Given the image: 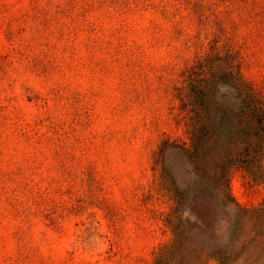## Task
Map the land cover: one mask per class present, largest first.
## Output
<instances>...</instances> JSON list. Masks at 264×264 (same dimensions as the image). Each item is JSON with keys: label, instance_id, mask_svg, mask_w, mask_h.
I'll return each instance as SVG.
<instances>
[{"label": "rangeland", "instance_id": "rangeland-1", "mask_svg": "<svg viewBox=\"0 0 264 264\" xmlns=\"http://www.w3.org/2000/svg\"><path fill=\"white\" fill-rule=\"evenodd\" d=\"M85 1L0 0V264H151L179 221L188 89L204 74L187 50L196 31L178 33L159 0ZM225 3L205 11L226 16ZM251 46L242 72L264 81V39ZM239 143L230 168H211H229V193L249 209L220 255L264 264V144L248 162ZM214 209L204 222L220 225L228 213Z\"/></svg>", "mask_w": 264, "mask_h": 264}, {"label": "trees", "instance_id": "trees-1", "mask_svg": "<svg viewBox=\"0 0 264 264\" xmlns=\"http://www.w3.org/2000/svg\"><path fill=\"white\" fill-rule=\"evenodd\" d=\"M107 1L112 0H86L85 4L100 7ZM207 1L159 0L155 5L161 14L179 17L175 23L178 33L184 32L185 26L194 27L195 35L186 34L187 50H193V62L203 66L204 74L188 89L194 113L188 123L191 143L182 151L192 163L193 176L186 187L178 188L174 199V209L180 214L172 227L173 238L160 246L151 264H206L211 258L224 263L220 254L235 242L243 215L249 211L229 193V160L241 152L239 139L247 148L248 162L258 156L264 144V81L246 76L241 58L244 49L264 39V0H221L228 2L226 16L214 17L205 11ZM128 3L114 0L111 6L122 4L130 9ZM215 162L229 168L221 176H212ZM209 205L213 211L218 207L228 213L220 225L204 222ZM187 209L194 218L184 214ZM221 228L226 234L224 241L216 237Z\"/></svg>", "mask_w": 264, "mask_h": 264}]
</instances>
